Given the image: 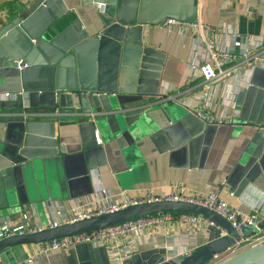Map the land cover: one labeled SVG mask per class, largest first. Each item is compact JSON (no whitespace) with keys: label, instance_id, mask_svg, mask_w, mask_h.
I'll return each instance as SVG.
<instances>
[{"label":"crops","instance_id":"crops-1","mask_svg":"<svg viewBox=\"0 0 264 264\" xmlns=\"http://www.w3.org/2000/svg\"><path fill=\"white\" fill-rule=\"evenodd\" d=\"M28 1L31 0H0V28L13 20ZM68 6L84 27L90 24L94 14L90 6H81L78 0ZM197 22L222 26L246 41L260 40V48H264V0H198ZM144 35L149 46L164 55L163 92L179 101H162L157 106L154 98L147 101L154 104L146 110L152 124L149 136L145 135L137 150L129 154L116 139L106 143L97 132L101 144L96 143L95 149H83L77 128L79 120L44 119L55 122L54 135L60 152L54 158L34 159L32 165L26 164L12 175L0 174V223L14 224L26 214L47 226L57 219V212L62 216H87L99 204L118 203L123 195L141 199L148 194H182L201 200L215 191L228 209L257 210L259 214L264 202V130L254 122L264 114V74L255 80L258 87L253 92L243 87L236 76L229 82H216L218 90L209 111L218 119L225 114L232 123L205 124L180 103L186 101L197 107L196 96L203 90L201 78L189 69L190 64L202 58L194 49L197 31L180 26L168 29L161 24L147 28ZM221 88L227 92L230 104L236 105L238 115L221 102ZM4 94H0V139L4 136L3 123L10 119L6 115L21 112L16 108L20 105L18 99L8 100ZM50 100L47 94L31 93L29 100L22 103L35 111L46 108L43 104ZM168 111H175L176 116L167 120ZM241 114L246 121L240 119ZM98 188L105 190L104 197L97 193ZM208 226L205 219L170 215L161 226L153 225L148 230L155 242H144L145 232L137 238L138 244L123 264H175V258L207 243ZM257 237L261 238L255 240ZM129 239L124 238L121 244ZM263 239L264 231L244 238V248L258 245ZM160 244L165 247H157ZM227 253L215 262L232 256ZM11 254L16 264H22L38 254V244L17 246ZM37 264H111V260L104 249L78 245L42 254Z\"/></svg>","mask_w":264,"mask_h":264},{"label":"water","instance_id":"water-1","mask_svg":"<svg viewBox=\"0 0 264 264\" xmlns=\"http://www.w3.org/2000/svg\"><path fill=\"white\" fill-rule=\"evenodd\" d=\"M72 1H28L13 20L0 28V94L20 93L17 96L20 105L16 108L21 111L9 114V121L3 123L2 176L12 175L26 164L32 165L34 159L58 156L55 122L44 119L79 120L77 128L83 149L98 147L97 132L106 143L116 139L127 154L136 151L145 135L149 136L152 124L146 110L154 104L147 101L161 96L164 60L161 52L149 46L144 32L168 19L183 24L197 22L198 0H78L94 13L90 24L84 27L69 9ZM253 73V86L247 88L251 92L257 90L255 80L264 70L256 69ZM31 93L51 96L43 104L46 108L33 111L37 115L27 114L31 107L22 103L29 100ZM165 116L168 120L176 112L168 111ZM240 119L247 120L242 114ZM254 123L264 130V114ZM166 214L190 215L214 224L207 227V243L175 258V264H210L230 250L240 237L250 238L264 231V202L256 227L240 232L216 212L196 204L151 203L0 240V264L17 263L11 254V249L17 246ZM222 232L225 236H221ZM220 264H264V243L246 247Z\"/></svg>","mask_w":264,"mask_h":264},{"label":"built area","instance_id":"built-area-1","mask_svg":"<svg viewBox=\"0 0 264 264\" xmlns=\"http://www.w3.org/2000/svg\"><path fill=\"white\" fill-rule=\"evenodd\" d=\"M163 25L168 29L172 26L190 28L196 30L198 33V37L194 42V49L195 52L202 54V58L197 60L195 63L190 64L189 69L194 76L201 78L203 90L200 92V95L196 96L198 101L197 107H192L186 101L180 103L188 108L190 114L195 116L202 123L215 125L231 124V118L225 114L220 116L218 119L209 111V108L212 106V100L215 99L218 90V84L216 82L221 80L229 82L231 78L236 76L242 82L243 87L248 88L253 86L250 81V77L253 72L256 69L264 70V48H260L262 44L261 41H246L245 38L239 34L230 32L222 26L214 27L199 22H196L195 24H183L175 20L168 19ZM222 43H224V45H222ZM163 91L164 88L162 86L160 91L161 96L155 99L157 100L155 103L176 99V97L167 94L166 91ZM221 92V102L224 105H228L233 108L234 114L238 115V110L234 108L236 105L233 103L230 104L231 101L228 100V97L226 98L227 92L225 93L222 88ZM18 95H20V93H5L3 97L8 100L12 99L15 101ZM27 114L37 115V113L33 111ZM1 116L5 117V115ZM95 142L97 144H101V140L96 132ZM97 193H99L101 197L106 195L105 190L102 188H98ZM161 202H186L202 206L216 212L218 215L226 219L230 223L231 227L237 232L246 228H255L256 220L258 218L257 210L252 212H242L239 210L228 209L227 206L219 199L217 191L208 194L201 200L189 199L182 194L167 197L148 194L141 199H131L127 195H123L122 200L118 203L108 202L107 204H99L96 210L87 216H62L57 212V219L47 226L41 224L38 219L32 218L26 214L22 215L18 219V222L14 224L1 222L0 240L15 235L23 236L35 234L46 229H53L85 218L112 213L130 206ZM169 217V214L143 217L99 231L39 243L38 254L31 258H26L22 264H37V261L42 254L56 250H66L78 245H89L95 249H104L111 260V264H123L125 260L130 258L132 252L134 251V247L138 244L139 239L137 238L145 232L143 235V241L147 243L155 242V238L150 236L148 230L153 225L161 226L165 220L169 219ZM187 217L191 220L195 219L192 216L183 214V218ZM209 225L213 226L214 224L209 223ZM222 233V235L225 236V233ZM156 234L159 235L160 232H156ZM126 237H130V239L126 244L122 245L121 241ZM259 239L260 237L255 238V240ZM243 240L244 238L242 237L236 240V244L228 250V256L235 255L247 245V242H243ZM170 241L173 242V240ZM247 241L249 240L247 239ZM157 247L163 248L165 247V244L157 245Z\"/></svg>","mask_w":264,"mask_h":264},{"label":"rangeland","instance_id":"rangeland-1","mask_svg":"<svg viewBox=\"0 0 264 264\" xmlns=\"http://www.w3.org/2000/svg\"><path fill=\"white\" fill-rule=\"evenodd\" d=\"M262 237V236H261ZM260 237V238H261ZM262 242H264V239L263 240H261V241H259L258 243H256V244H259V243H262ZM225 259H227V257H224V258H222L220 261H218V262H213V263H210V264H220L221 262H223Z\"/></svg>","mask_w":264,"mask_h":264},{"label":"trees","instance_id":"trees-1","mask_svg":"<svg viewBox=\"0 0 264 264\" xmlns=\"http://www.w3.org/2000/svg\"><path fill=\"white\" fill-rule=\"evenodd\" d=\"M152 217V216H151Z\"/></svg>","mask_w":264,"mask_h":264}]
</instances>
